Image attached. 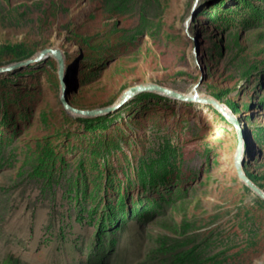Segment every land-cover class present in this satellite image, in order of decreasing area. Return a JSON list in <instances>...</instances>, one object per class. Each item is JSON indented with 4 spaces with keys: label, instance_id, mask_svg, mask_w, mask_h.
<instances>
[{
    "label": "rangeland",
    "instance_id": "374dc122",
    "mask_svg": "<svg viewBox=\"0 0 264 264\" xmlns=\"http://www.w3.org/2000/svg\"><path fill=\"white\" fill-rule=\"evenodd\" d=\"M52 46L77 107L155 83L238 126L155 92L73 115L54 57L0 73V264H264V200L235 167L241 135L264 191V0H0V66Z\"/></svg>",
    "mask_w": 264,
    "mask_h": 264
},
{
    "label": "water",
    "instance_id": "95a60500",
    "mask_svg": "<svg viewBox=\"0 0 264 264\" xmlns=\"http://www.w3.org/2000/svg\"><path fill=\"white\" fill-rule=\"evenodd\" d=\"M190 19H192V15L187 19L186 26H188V22ZM48 56H53L54 58H56L58 63L57 73L61 90L60 103L66 112L71 113L73 115L86 118H92L99 115H106L120 109L126 102H128L132 97H134L140 92H155L179 101L209 104L223 117H225L229 122L234 124L236 127L238 126L237 118L235 117V115L230 110H227L225 105H223L215 97L205 95L201 96L196 90H194L193 93L185 94L175 89L158 85L155 83H144L131 86L125 91H123L118 101L106 107H77L67 97L65 82V58L62 54V51L58 47H47L39 51L34 57L27 58L21 61H16L8 65L0 66V73L10 72L20 67L38 63ZM235 167L241 181L246 184L253 191V193H255L262 200H264V191L259 186L254 184L253 181H251V179H249V177L245 173L243 158V137L241 135L239 136V142L235 154Z\"/></svg>",
    "mask_w": 264,
    "mask_h": 264
},
{
    "label": "trees",
    "instance_id": "16d2710c",
    "mask_svg": "<svg viewBox=\"0 0 264 264\" xmlns=\"http://www.w3.org/2000/svg\"><path fill=\"white\" fill-rule=\"evenodd\" d=\"M80 119L89 121V120H92V119H94V118L92 117V118L89 119V120H88V119H85V118H80ZM89 122H90V121H89ZM88 127L91 128V129L94 128V127L92 126L91 123L88 124ZM1 264H26V263H23V262H21L18 258H15L14 256L10 255V256H7V257L2 261Z\"/></svg>",
    "mask_w": 264,
    "mask_h": 264
},
{
    "label": "bare ground",
    "instance_id": "6f19581e",
    "mask_svg": "<svg viewBox=\"0 0 264 264\" xmlns=\"http://www.w3.org/2000/svg\"><path fill=\"white\" fill-rule=\"evenodd\" d=\"M8 17V16H7ZM53 48H57L55 46H52ZM48 57H53V56H48ZM47 58V57H46ZM44 60V59H43ZM193 93V92H192ZM202 96V95H201ZM201 104H204V103H201ZM227 110H229L227 107H226ZM235 216V215H234ZM239 216V215H238ZM237 220V219H236Z\"/></svg>",
    "mask_w": 264,
    "mask_h": 264
}]
</instances>
